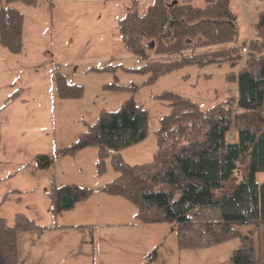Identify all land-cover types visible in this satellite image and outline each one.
Returning <instances> with one entry per match:
<instances>
[{
    "label": "trees",
    "instance_id": "1",
    "mask_svg": "<svg viewBox=\"0 0 264 264\" xmlns=\"http://www.w3.org/2000/svg\"><path fill=\"white\" fill-rule=\"evenodd\" d=\"M12 1L0 5V42L18 52L24 13ZM25 1L37 4V0ZM118 26L125 48L143 57L136 69L148 74L145 82L188 64L228 61L237 67L226 76L237 82L238 93L205 110L177 91L157 94L171 111L154 130L157 145L149 161L129 163L123 156V149L149 134L148 109L132 96L117 109H102L62 152L73 154L97 146L98 173L106 170L108 158L118 172L97 189L130 200L137 222H173L181 248L208 247L239 237L229 264H257L252 232L241 233L237 224L264 223V180L257 179V172L264 171V12L257 35L242 44L228 45L238 35L230 0H204L203 4L153 0L143 12L128 11ZM213 44L218 46L198 50ZM54 82L63 98L83 95V85L69 82L59 70ZM105 87L136 88L118 82ZM38 158L42 169L50 166L48 154L40 153ZM50 182L53 215L92 193L75 182L59 186L54 177ZM53 226L63 225L42 224L21 211L8 224L0 214V264H24L18 255L20 231Z\"/></svg>",
    "mask_w": 264,
    "mask_h": 264
},
{
    "label": "rangeland",
    "instance_id": "2",
    "mask_svg": "<svg viewBox=\"0 0 264 264\" xmlns=\"http://www.w3.org/2000/svg\"><path fill=\"white\" fill-rule=\"evenodd\" d=\"M5 1L0 0V5ZM152 1L37 0L35 5L25 0L10 2L24 13V25L20 51L13 52L0 42V214L8 224L13 223L18 211L47 224L55 219L62 220V213L65 220L78 222L94 215L92 209L85 212L86 208L82 204L79 208L76 203L73 208L60 210L52 216L49 191L51 177L59 186L75 182L88 186L93 193L99 184L118 174L109 158L106 170L98 173L97 146H85L73 154L62 152L64 146L71 144L97 119L102 109H117L131 96L148 109V136L122 151L127 162L141 163L153 158L157 145L154 130L160 118L171 111L168 102L160 100L157 94L164 90L177 91L196 100L205 110L238 93L237 82L226 76L237 67L228 61L188 64L153 82H145L148 74L136 69L143 57L125 48L118 21L128 11L143 12ZM196 2L203 4L204 0ZM230 7L236 15L238 35L235 42L228 45L242 44L256 36L264 0H230ZM217 46L213 44L198 50ZM108 64L112 66L102 70L92 68ZM56 70L69 82L82 84L83 95L77 98L59 96L54 82ZM112 82L136 88L113 90L105 87ZM233 136L231 133L230 137ZM40 153L49 156L50 166L45 170L38 158ZM257 179L264 180V171L257 172ZM5 194L9 195L6 199ZM127 201L136 209L130 200ZM94 205L99 208L100 219L107 209L118 207L101 197L94 200ZM124 218H131V215L120 217ZM148 225L168 230L165 237L168 244L160 250L157 264H229L232 252L240 243V238L234 237L208 247L173 248L178 233L173 222ZM237 227L241 233L252 232L256 262L264 264V223L237 224ZM86 229L90 236L89 228ZM68 233L53 240L59 249V253L54 254V263L98 264L95 256L84 258L79 251L85 244L77 234ZM77 233L84 235L81 231ZM32 243L41 244L42 241L26 238L19 255L25 253V245L28 251ZM87 243L93 250L95 243L91 240ZM124 256L118 254L115 263ZM26 264L35 262L30 258Z\"/></svg>",
    "mask_w": 264,
    "mask_h": 264
},
{
    "label": "crops",
    "instance_id": "3",
    "mask_svg": "<svg viewBox=\"0 0 264 264\" xmlns=\"http://www.w3.org/2000/svg\"><path fill=\"white\" fill-rule=\"evenodd\" d=\"M10 174L12 173L10 172ZM100 197L105 201L110 200V202L113 201V203L118 204V207L113 206L111 209H107L103 219L99 218V208L97 205L93 206L94 200ZM127 200L120 195L109 194L96 189L89 198L77 202L79 208L81 204L84 206V209L86 208L85 212L91 209L94 211V215L91 218L85 217L82 218L84 219L83 221L70 220V222L65 220L64 213H62V220L55 219L53 223L47 224L42 222V224L63 226H53L41 231H20L18 233V255L21 251V245L26 238L32 237L35 241L41 240L42 243H32L28 251H26L27 245H25V253L22 256L19 255V259L24 264L30 258L35 264H56L53 259L55 258L54 254L59 253V249L53 243V240L61 238L62 234L71 232L68 234H77L83 245L85 244V247L79 251L84 255V258L90 255L95 256L98 264H116L118 254L125 255L124 258L118 260V264H157L160 250L168 244V241L165 239L168 230L148 225L160 224V222H137L135 217L136 209L128 204L127 202L129 201ZM130 215L131 218L120 219V217H128ZM86 228H89L91 232L90 236ZM78 231H81L84 235L77 233ZM48 240L50 241L48 242ZM88 240H91L93 244L95 243L93 250L87 246ZM175 242L176 244L172 245L173 248L174 246H178V248L183 249L178 243V233L175 235Z\"/></svg>",
    "mask_w": 264,
    "mask_h": 264
},
{
    "label": "water",
    "instance_id": "4",
    "mask_svg": "<svg viewBox=\"0 0 264 264\" xmlns=\"http://www.w3.org/2000/svg\"><path fill=\"white\" fill-rule=\"evenodd\" d=\"M152 44H153V43H152ZM152 44H151V45H152Z\"/></svg>",
    "mask_w": 264,
    "mask_h": 264
}]
</instances>
